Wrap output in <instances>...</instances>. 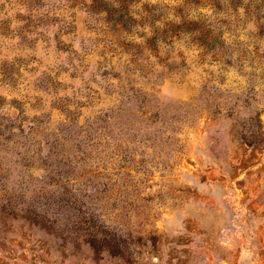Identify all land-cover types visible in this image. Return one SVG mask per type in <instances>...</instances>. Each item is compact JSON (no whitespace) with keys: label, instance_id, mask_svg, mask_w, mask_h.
Instances as JSON below:
<instances>
[{"label":"rangeland","instance_id":"374dc122","mask_svg":"<svg viewBox=\"0 0 264 264\" xmlns=\"http://www.w3.org/2000/svg\"><path fill=\"white\" fill-rule=\"evenodd\" d=\"M0 264H264V0H0Z\"/></svg>","mask_w":264,"mask_h":264},{"label":"trees","instance_id":"16d2710c","mask_svg":"<svg viewBox=\"0 0 264 264\" xmlns=\"http://www.w3.org/2000/svg\"><path fill=\"white\" fill-rule=\"evenodd\" d=\"M99 248H100V247H98V248H96V249H99ZM99 250H100V249H99ZM110 252L112 253V250H111ZM113 254L116 255V256H119L120 253H119V251H114Z\"/></svg>","mask_w":264,"mask_h":264}]
</instances>
